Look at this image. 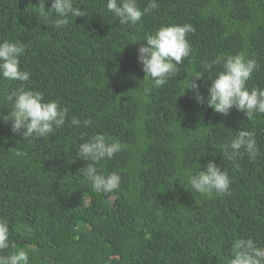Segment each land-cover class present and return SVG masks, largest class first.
<instances>
[{
  "label": "trees",
  "instance_id": "obj_1",
  "mask_svg": "<svg viewBox=\"0 0 264 264\" xmlns=\"http://www.w3.org/2000/svg\"><path fill=\"white\" fill-rule=\"evenodd\" d=\"M39 2L0 0V39L26 46L25 87L69 109L65 125L46 138L24 140L0 120V219L28 251V264H227L236 238L264 247V114L249 121L233 108L224 117L183 93L190 70L240 51L259 65L249 88H264V0H157L135 27L121 25L106 0H74L87 17L55 30ZM137 3L143 9L149 0ZM185 23L195 28L187 34L190 57L165 86L143 95L137 50L146 41L137 38ZM220 70L203 74L202 95ZM20 83L0 79V113L11 111L4 97ZM72 117L93 123L76 127ZM240 130L255 133L256 160L219 151ZM94 133L124 145L98 166L120 174L112 193L93 192L80 172L79 145ZM210 159L228 172L229 193L209 198L175 180L194 160L203 169Z\"/></svg>",
  "mask_w": 264,
  "mask_h": 264
},
{
  "label": "clouds",
  "instance_id": "obj_2",
  "mask_svg": "<svg viewBox=\"0 0 264 264\" xmlns=\"http://www.w3.org/2000/svg\"><path fill=\"white\" fill-rule=\"evenodd\" d=\"M48 0H40L38 7L40 16L52 25L53 30L63 29L69 24L70 17H87V11L76 7L74 0H51L46 11ZM157 0H149L148 6L141 9L137 0H106V9L118 18L121 25L135 27L142 17L158 9ZM53 18L49 20L48 18ZM195 28L190 23L160 26L152 33H147L137 50V61L145 73L140 81L142 94L147 96L153 88H162L170 78L176 76L178 66L190 57L192 46L187 34L194 33ZM26 46L21 41L0 39V79L8 82L19 81L20 86L6 95L4 99L11 104L7 115L0 113V120L11 123V131L18 133L24 140L39 139L54 135L56 130L65 125L69 109L62 107L57 100H45L42 91L25 87L30 80V72L22 69L20 58L25 54ZM214 65L221 70L207 86V95L200 92L203 74L210 72ZM202 71L190 70L186 77L185 89L191 90L198 104H204L215 113L227 117L231 109L243 112L246 119L253 121L257 115L264 114V88L253 86L249 88L248 81L259 65L254 58H248L240 51L234 55L217 56L211 62L205 61ZM71 125L87 128L93 123L91 119L72 117ZM83 139V137H82ZM124 145L111 139L105 133H94L79 145L78 156L85 162L80 169L83 180L97 194H108L119 189L121 176L117 172L105 174L98 166L104 159H112L120 153ZM219 151L229 160L246 153L251 160L259 156L255 133L251 130H240L232 136L228 143L219 146ZM16 155H24L16 149ZM194 160L190 168L178 174L175 178L194 193L211 198L213 194L223 195L230 191L231 179L226 170H222L214 160L210 159L201 168ZM11 248L8 255H0V264H28L29 253L18 248L10 240L9 225L0 219V252ZM227 264H264V247H260L251 238H236L230 249Z\"/></svg>",
  "mask_w": 264,
  "mask_h": 264
},
{
  "label": "rangeland",
  "instance_id": "obj_3",
  "mask_svg": "<svg viewBox=\"0 0 264 264\" xmlns=\"http://www.w3.org/2000/svg\"><path fill=\"white\" fill-rule=\"evenodd\" d=\"M118 262V258H113L112 260H111V263L110 264H116Z\"/></svg>",
  "mask_w": 264,
  "mask_h": 264
}]
</instances>
